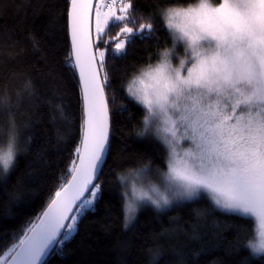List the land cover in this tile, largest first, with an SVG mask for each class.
<instances>
[{
  "label": "snow or ice",
  "instance_id": "obj_1",
  "mask_svg": "<svg viewBox=\"0 0 264 264\" xmlns=\"http://www.w3.org/2000/svg\"><path fill=\"white\" fill-rule=\"evenodd\" d=\"M28 6L0 0V34L10 32L4 22L8 9L19 13ZM46 7L37 0L34 15ZM65 9L71 48L64 66L78 77L79 141L40 210L23 212L39 194L25 200L22 180L11 191L6 181L18 157L29 152L33 134L24 133L33 125L41 94L31 68L13 73L19 86L0 88V195L6 208L16 206L12 215L26 216L3 229L0 264H44L79 230V221L106 190L119 191L122 231L136 228L141 208L155 214L143 225L148 232L138 233L142 241H153L145 264H201L202 253L221 246L228 255L244 247L264 258V0H196L185 6L175 0H65ZM54 19L49 12L46 31ZM28 39L32 51L41 52V38L29 32ZM137 40L149 42L147 55L128 62L129 46ZM109 52L125 62L121 68L109 66ZM55 57L50 41L48 54L41 55L44 67L36 71L43 80L58 81L62 97ZM114 79L123 96L110 88ZM55 107L63 113L61 104ZM118 118L136 119L131 131L143 148L131 153L135 167L108 162ZM65 135L58 132V139ZM123 155L117 152L114 160ZM182 236L199 247L177 245ZM117 244L128 247V241ZM214 264L232 262L214 258Z\"/></svg>",
  "mask_w": 264,
  "mask_h": 264
},
{
  "label": "trees",
  "instance_id": "obj_2",
  "mask_svg": "<svg viewBox=\"0 0 264 264\" xmlns=\"http://www.w3.org/2000/svg\"><path fill=\"white\" fill-rule=\"evenodd\" d=\"M17 3L29 4L27 11L22 7L19 13L13 8L8 9L4 22L10 29L9 35L5 37L0 34V88L5 83L10 87H17L19 79L13 73H21L31 68V75L37 90L41 94V101L35 108L33 125L25 130L33 134L32 142L27 155H20L18 163L6 181L9 191L17 185L18 179L22 180L24 199L31 201L33 193H38L39 198L21 210L28 215H34L40 210L49 193L55 190L60 183L62 174L66 173L74 150L80 136V123L82 114L81 96L78 89V79H73L71 69L64 66L65 57L70 53V43L66 35V9L65 0H39L47 7L41 11L39 17L34 15L37 0H16ZM196 0H175L178 6L195 3ZM49 12L55 14V19L45 29V17ZM63 16V18H62ZM159 27V25H157ZM118 29L112 28L114 35ZM29 32H34L42 40L41 52H33L28 39ZM54 41L56 45L55 71L60 73L64 82V95L61 97L58 81L43 80L36 69L44 67L41 55L48 54L49 42ZM149 42L135 41L129 46L128 62L137 60L147 55L146 49ZM23 49L21 55L15 59H8L10 53ZM124 61L113 60L109 52L108 64L110 67L121 68ZM110 88L119 90V81L114 79ZM111 95V91H110ZM119 96L123 91L119 90ZM46 101H50L51 104ZM118 103L120 102L118 98ZM61 104L63 113L56 109L55 105ZM55 117V120H53ZM139 118V111L137 117ZM136 119L129 121L126 118H118L114 129L112 150L108 154V162L113 167L125 165L135 167L134 158L131 156L137 149H142L143 144L132 134V125ZM58 132L66 134L64 139H58ZM123 151L124 155L114 160L117 152ZM41 154V155H37ZM44 161H47L45 164ZM106 185L109 179L107 166L103 176ZM66 182V181H65ZM16 211L13 205L10 209L5 207L4 197L0 195V240H3V229H11L22 222L26 216L17 219L11 213ZM171 211L169 216L173 215ZM121 201L118 190H106L102 199L93 211L87 212L79 221V230L73 234L69 241H65L62 249H53L44 261V264H145L146 251L153 241L147 239L142 241L139 234H146L148 229L143 227L145 221L150 220L155 214L150 208H141L137 214L136 228L132 231H122L120 223ZM182 221L186 219L181 213ZM166 224V218L162 217ZM223 219V217H221ZM245 223L251 229L252 221L247 219ZM152 226L159 231V225L153 219ZM230 238L232 232L225 233ZM117 241H128V247L122 249ZM179 246L187 248H198L199 242L181 237L175 242ZM171 254L169 253V257ZM214 258L232 262L245 258L248 264H264V258L253 257L247 248L241 247L238 253L228 255L223 246L209 247L198 259L201 264H214Z\"/></svg>",
  "mask_w": 264,
  "mask_h": 264
},
{
  "label": "water",
  "instance_id": "obj_3",
  "mask_svg": "<svg viewBox=\"0 0 264 264\" xmlns=\"http://www.w3.org/2000/svg\"><path fill=\"white\" fill-rule=\"evenodd\" d=\"M69 43H70V40H69ZM70 48H71V45H70ZM77 79H78V77H77ZM49 254H50V253H49ZM48 256H49V255H48ZM48 256H47V257H48ZM47 257H46V258H47ZM46 258H45V260H46Z\"/></svg>",
  "mask_w": 264,
  "mask_h": 264
}]
</instances>
